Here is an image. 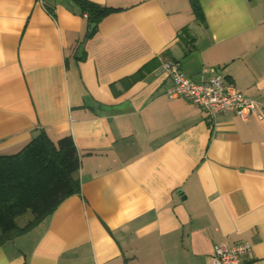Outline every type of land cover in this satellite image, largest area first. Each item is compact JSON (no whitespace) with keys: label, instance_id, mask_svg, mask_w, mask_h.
<instances>
[{"label":"crops","instance_id":"obj_1","mask_svg":"<svg viewBox=\"0 0 264 264\" xmlns=\"http://www.w3.org/2000/svg\"><path fill=\"white\" fill-rule=\"evenodd\" d=\"M90 1L117 10L85 37L73 0H0V154L42 129L80 159V192L2 241L0 264H209L222 241L264 264V117L208 118L159 67L216 66L264 100V0H196L201 20L192 0Z\"/></svg>","mask_w":264,"mask_h":264},{"label":"trees","instance_id":"obj_2","mask_svg":"<svg viewBox=\"0 0 264 264\" xmlns=\"http://www.w3.org/2000/svg\"><path fill=\"white\" fill-rule=\"evenodd\" d=\"M81 15H85L92 30L114 7L100 6L90 0H73ZM193 14L202 19L201 8L192 0ZM53 16V9L44 7ZM83 52L76 56L85 57ZM158 63L154 58L148 64L126 79L128 83L142 78L144 72ZM71 135L51 140L44 130H40L20 150L10 154H0V244L9 236L22 233L50 214L66 196L80 192V180L77 176L80 159ZM30 212L31 217L18 225L16 219Z\"/></svg>","mask_w":264,"mask_h":264},{"label":"built area","instance_id":"obj_3","mask_svg":"<svg viewBox=\"0 0 264 264\" xmlns=\"http://www.w3.org/2000/svg\"><path fill=\"white\" fill-rule=\"evenodd\" d=\"M159 67L169 73L173 82L166 92L172 97H184L201 107L208 118H214L220 112H229L242 119L264 117V100L248 96L237 89L219 67L206 68L210 76L200 82L189 78L178 61L164 60ZM251 248L247 241L215 243L209 254V264H247L246 256Z\"/></svg>","mask_w":264,"mask_h":264},{"label":"rangeland","instance_id":"obj_4","mask_svg":"<svg viewBox=\"0 0 264 264\" xmlns=\"http://www.w3.org/2000/svg\"><path fill=\"white\" fill-rule=\"evenodd\" d=\"M31 217L30 212H26L19 217H17L16 221L18 225H23V223H26V221Z\"/></svg>","mask_w":264,"mask_h":264},{"label":"water","instance_id":"obj_5","mask_svg":"<svg viewBox=\"0 0 264 264\" xmlns=\"http://www.w3.org/2000/svg\"><path fill=\"white\" fill-rule=\"evenodd\" d=\"M93 27H94V23H92V24L90 25L89 31L92 30Z\"/></svg>","mask_w":264,"mask_h":264}]
</instances>
